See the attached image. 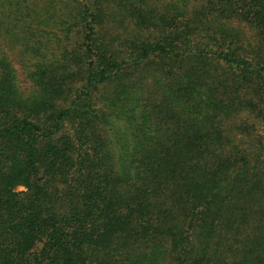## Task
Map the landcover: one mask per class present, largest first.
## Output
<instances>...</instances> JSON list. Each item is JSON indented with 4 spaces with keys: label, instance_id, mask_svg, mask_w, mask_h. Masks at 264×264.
I'll list each match as a JSON object with an SVG mask.
<instances>
[{
    "label": "trees",
    "instance_id": "obj_1",
    "mask_svg": "<svg viewBox=\"0 0 264 264\" xmlns=\"http://www.w3.org/2000/svg\"><path fill=\"white\" fill-rule=\"evenodd\" d=\"M0 264H264V0H0Z\"/></svg>",
    "mask_w": 264,
    "mask_h": 264
},
{
    "label": "rangeland",
    "instance_id": "obj_2",
    "mask_svg": "<svg viewBox=\"0 0 264 264\" xmlns=\"http://www.w3.org/2000/svg\"><path fill=\"white\" fill-rule=\"evenodd\" d=\"M21 76L23 77V74L21 73ZM19 190H23V188H19Z\"/></svg>",
    "mask_w": 264,
    "mask_h": 264
}]
</instances>
